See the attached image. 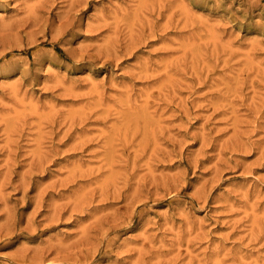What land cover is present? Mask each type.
<instances>
[{
	"label": "rangeland",
	"instance_id": "rangeland-1",
	"mask_svg": "<svg viewBox=\"0 0 264 264\" xmlns=\"http://www.w3.org/2000/svg\"><path fill=\"white\" fill-rule=\"evenodd\" d=\"M0 264H264V0H0Z\"/></svg>",
	"mask_w": 264,
	"mask_h": 264
}]
</instances>
